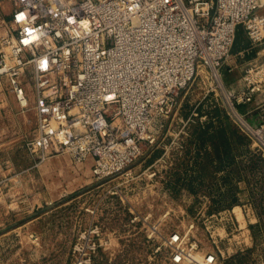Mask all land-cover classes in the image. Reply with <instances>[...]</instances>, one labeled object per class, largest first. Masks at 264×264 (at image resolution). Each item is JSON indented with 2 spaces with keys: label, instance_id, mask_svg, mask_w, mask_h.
<instances>
[{
  "label": "rangeland",
  "instance_id": "374dc122",
  "mask_svg": "<svg viewBox=\"0 0 264 264\" xmlns=\"http://www.w3.org/2000/svg\"><path fill=\"white\" fill-rule=\"evenodd\" d=\"M21 3L0 0V43ZM255 42L242 62L230 52L219 76L201 67L155 139L104 179L90 175L91 158L33 151L35 101L23 106L0 82V264H191L173 261L174 233L210 264H264V149L243 121L264 122L253 104L264 101V38Z\"/></svg>",
  "mask_w": 264,
  "mask_h": 264
},
{
  "label": "built area",
  "instance_id": "2783aa9c",
  "mask_svg": "<svg viewBox=\"0 0 264 264\" xmlns=\"http://www.w3.org/2000/svg\"><path fill=\"white\" fill-rule=\"evenodd\" d=\"M260 7V0H22L14 33L0 43V82L22 101L28 86L35 93L33 151L92 158V174L104 179L155 139L154 123L200 66L217 76L240 25L252 41L264 38ZM21 11L25 21L16 19ZM26 26L38 40L23 43ZM252 127L264 149V122ZM170 242L176 263L215 261L183 245L179 233Z\"/></svg>",
  "mask_w": 264,
  "mask_h": 264
},
{
  "label": "crops",
  "instance_id": "0c3cea01",
  "mask_svg": "<svg viewBox=\"0 0 264 264\" xmlns=\"http://www.w3.org/2000/svg\"><path fill=\"white\" fill-rule=\"evenodd\" d=\"M260 12L264 13V0H261V7H260ZM258 45V42L252 41V39L249 38L248 33H247V29L245 28L244 25H240L237 31V36L234 42V45L231 49V54L229 61L231 60L232 62L235 61H244L248 55H250L251 53L254 52L255 48L254 46ZM262 100V99H261ZM264 100V99H263ZM256 101V100H255ZM255 105V107H262L264 112V101H259L258 102H254L253 103ZM251 119H254L253 117ZM256 122V120H254ZM57 162L58 161H64L66 160V158H56L54 159ZM71 161L69 159V162L71 163ZM92 164H93V159L91 158ZM79 163V162H76ZM92 167V165H91ZM92 169H90V175L93 177V174L91 172Z\"/></svg>",
  "mask_w": 264,
  "mask_h": 264
},
{
  "label": "clouds",
  "instance_id": "9594fccd",
  "mask_svg": "<svg viewBox=\"0 0 264 264\" xmlns=\"http://www.w3.org/2000/svg\"><path fill=\"white\" fill-rule=\"evenodd\" d=\"M16 19H17L18 21H25V20H26V13L23 12V11H21V12L17 15ZM33 19H35V18L33 17ZM70 19H71V18H70ZM81 23H82V24H86L85 21H81ZM24 32L27 34V35H25V36L23 37V43H24V44H29V43H31L32 41H35V40H38V39H39V34H38L37 30L34 29V28H30V27H27V26H26V27L24 28ZM39 66H40L41 68H46V67H47V57H45V58H43V59H41V60L39 61Z\"/></svg>",
  "mask_w": 264,
  "mask_h": 264
},
{
  "label": "bare ground",
  "instance_id": "6f19581e",
  "mask_svg": "<svg viewBox=\"0 0 264 264\" xmlns=\"http://www.w3.org/2000/svg\"><path fill=\"white\" fill-rule=\"evenodd\" d=\"M47 1H50V0H47ZM24 2V1H23ZM260 3H261V0H260ZM205 68L203 65L202 66H200L199 67V70H201L200 68ZM207 68V67H206ZM200 71H198V73H199ZM218 75V74H217ZM219 76V75H218ZM221 82V81H220ZM26 93H27V99L25 100V101H22V100H20L19 99V97H18V99L20 100V102L23 104V106H27L30 102H32L33 100L35 101V99H36V97H35V93L32 91V89L30 88V86H28L27 88H26ZM243 121H244V123L249 127V128H251V130L252 131H254L255 132V130L253 129V127L251 126V125H249L248 123H247V121L246 120H244L243 119ZM235 211L237 212V215H238V217L239 218H242V211H241V209H240V206L239 205H237L235 208ZM198 255L200 256V257H206L208 254H206V255H202V254H199L198 253Z\"/></svg>",
  "mask_w": 264,
  "mask_h": 264
}]
</instances>
